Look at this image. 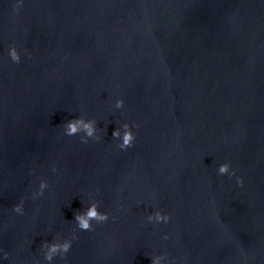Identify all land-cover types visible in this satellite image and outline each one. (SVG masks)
Returning <instances> with one entry per match:
<instances>
[{"label":"clouds","instance_id":"9594fccd","mask_svg":"<svg viewBox=\"0 0 264 264\" xmlns=\"http://www.w3.org/2000/svg\"><path fill=\"white\" fill-rule=\"evenodd\" d=\"M7 56L13 63L21 62V53L17 48L12 45L7 50ZM115 108L121 109L124 106V100L117 98L115 100ZM136 124H130L128 122L120 123L112 132V138L117 142L116 147L120 150H127L134 146L136 140V133L133 131L136 128ZM63 134L65 136H79L81 143H87L90 139L93 141H99L101 139L100 129L97 127V120L88 118L84 115L76 116L63 123ZM53 172H56V168H52ZM217 173L221 176L227 175L229 177L235 176V172L231 169L229 162L220 163L216 169ZM236 183L243 185V180L239 176H235ZM49 187L46 180L41 179L36 191L32 193V198L35 199L42 196L46 189ZM142 203V201L137 202ZM15 213L24 214V202L21 200L14 205L12 209ZM109 213L100 211L99 201L94 199L90 194L86 206L82 210H77L74 213L75 229L80 231H92L94 224H102L109 220ZM147 223L151 224H168L171 221V216L168 213L160 210H154L145 217ZM75 230L71 238H61L58 234L52 241H44L42 244L43 260L46 264H52L54 259L59 257L64 259L66 254L72 248L73 240H75ZM164 240L169 239L167 234L163 236ZM0 264H3V260L8 258V253L0 249ZM151 264H171L170 261L163 255H153L150 257Z\"/></svg>","mask_w":264,"mask_h":264},{"label":"water","instance_id":"95a60500","mask_svg":"<svg viewBox=\"0 0 264 264\" xmlns=\"http://www.w3.org/2000/svg\"><path fill=\"white\" fill-rule=\"evenodd\" d=\"M230 49L264 125V0H213Z\"/></svg>","mask_w":264,"mask_h":264}]
</instances>
